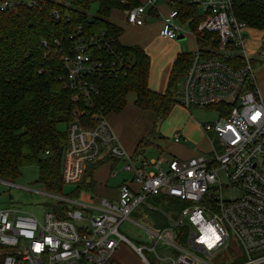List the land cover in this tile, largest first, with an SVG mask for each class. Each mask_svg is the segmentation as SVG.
I'll list each match as a JSON object with an SVG mask.
<instances>
[{"label": "built area", "instance_id": "1", "mask_svg": "<svg viewBox=\"0 0 264 264\" xmlns=\"http://www.w3.org/2000/svg\"><path fill=\"white\" fill-rule=\"evenodd\" d=\"M131 1L120 0L126 6L120 10L126 24L141 27L156 16L161 39H194L195 49L174 96L187 111L195 107L215 113V121L200 124L204 134L213 135L210 149L191 158L165 161L163 170L162 160L149 163L140 159L141 154L130 156L101 111L93 113L91 126H82L83 112L75 111L66 130L63 185H79L87 166L103 153L122 161L131 181L119 186L113 201H97L89 195L91 206L56 197L68 204L64 219L51 210L44 211L43 220L38 221L30 214L0 209L1 264H112V254L123 244L132 247L144 264H149L147 254L157 264H264V97L243 48L244 32L250 28L235 15L239 0ZM37 4L38 0H3L0 13ZM179 5L186 8L180 11ZM52 16L58 19L55 10ZM43 46L47 57L50 50L45 42ZM119 46L101 33L88 43L81 38L74 41L69 54L62 55L65 81L74 91L73 104L97 95L87 78L125 75L130 66ZM181 141L186 142L178 134L173 137V142ZM223 189L237 195L225 200ZM147 199L187 206L172 217L146 204ZM141 205L162 214L166 223L140 226L148 240L134 246L119 228Z\"/></svg>", "mask_w": 264, "mask_h": 264}, {"label": "trees", "instance_id": "2", "mask_svg": "<svg viewBox=\"0 0 264 264\" xmlns=\"http://www.w3.org/2000/svg\"><path fill=\"white\" fill-rule=\"evenodd\" d=\"M93 5L97 9L91 14ZM125 8L120 0H62L59 4L38 0L34 7L20 6L13 12L0 13V181L13 183L21 169L35 166L39 170V183L51 194L63 196L61 171L67 140L66 131L61 134L57 126L64 124L67 130L75 111L83 112L82 126H91V116L96 110L104 115L118 114L125 107V96L132 92L136 96L135 106L154 115L148 134L151 137L159 121L178 103L174 90L190 63V54H180L175 59L167 87L159 94L147 88L149 59L138 46L118 48L130 66L125 75L87 78L98 90L97 95L80 99L76 104L71 102L74 91L65 81L67 68L62 55L69 54L74 41L81 38L88 43L101 33L117 45L122 30L108 19L113 11ZM185 8L179 5L180 11ZM54 10L57 20L52 16ZM235 15L249 28L264 31V0H239ZM43 42L50 50L47 57ZM148 142L144 139L138 147ZM109 161L114 162L108 157L89 164L81 184L65 197L71 199L88 189L91 192L94 171ZM67 208L68 204L60 201L50 207L60 219L65 218L63 212Z\"/></svg>", "mask_w": 264, "mask_h": 264}, {"label": "rangeland", "instance_id": "3", "mask_svg": "<svg viewBox=\"0 0 264 264\" xmlns=\"http://www.w3.org/2000/svg\"><path fill=\"white\" fill-rule=\"evenodd\" d=\"M96 9V5H93L91 14H94ZM184 31L189 33L187 28H184ZM244 35L243 48L246 51V55L250 58V60H252V67L255 73L257 86L264 96V93L262 92V90H264V49L261 46L263 44L262 40H264V32L255 33L252 31H245ZM175 44L177 47L173 50L177 51L181 55L190 54L195 49V42L191 37L177 41ZM151 50H153L155 56H163L167 48L160 44H154L151 46ZM257 53H260L261 55H258ZM189 112L190 115H192L194 122H197L198 124H204L216 120L215 113L209 110L192 107ZM173 115L174 116L170 117L166 123L164 122V125L162 123L167 119V117L160 120L151 137L147 138L149 142L146 145H143V156L147 159V161L158 158H163L166 161H170L173 158L185 159L190 155V153H196V155H199L209 151V140H213V135L211 133L204 134L203 132H198L192 139L186 140L185 143L181 141L180 144H175L176 146L170 150L166 149L165 147L169 146L173 142L175 133H178V131H174L178 117L175 114ZM154 120L155 119H153V122ZM57 129L61 134H64L66 126L64 124H60L57 126ZM159 131L162 139L159 138ZM184 139L185 137H182V140ZM190 144H192L193 147H189ZM163 165L164 167H162V169L166 170V165ZM147 170H153V167H149ZM104 171V169H99L94 173L92 179L93 191H98V185L101 184L102 181L97 180L103 176ZM38 176V168L31 166L21 169L19 178L11 183L12 185L4 184L0 181V209H13L21 213L30 214L38 221H42L43 212H49L51 210L50 207L55 204L56 197L58 196L48 192L43 185L39 183ZM124 177V174H119L117 178L110 179V181L107 182V188L116 190ZM74 190V187L66 185L63 187L62 194L63 196H70ZM90 190L91 189L81 192L78 195L73 196L71 199H73V201L91 206L92 203L89 198ZM111 194L114 196L116 192L113 191ZM239 194L240 193L238 192V195ZM222 195L225 200H228L237 195V192L230 193L223 189ZM151 203L154 207L162 210L172 217H176L180 211L187 206V203L184 202L174 205L167 201L165 203H154L151 199L146 200V204ZM136 212H140L142 214L148 213L151 217V222H154L156 225H163L166 223L162 214L152 212L146 209L144 205L139 206L135 210V213ZM173 213H175V215H173ZM119 232L122 236L126 237L129 241L134 242L135 244L137 242H145L148 240L140 227L132 225L129 222L123 223L119 228ZM152 264H156V262L152 261Z\"/></svg>", "mask_w": 264, "mask_h": 264}, {"label": "crops", "instance_id": "4", "mask_svg": "<svg viewBox=\"0 0 264 264\" xmlns=\"http://www.w3.org/2000/svg\"><path fill=\"white\" fill-rule=\"evenodd\" d=\"M159 9L162 13H165L163 8H159ZM108 22L111 23L113 26L117 27L118 29L122 30V34L117 39L121 47L138 46L143 50V52L149 59L147 88L151 92L163 94L167 87L173 62L180 55V53L173 50L174 48L176 49L177 47V45L175 44V42L177 41L164 40L158 36V31L160 28V19L156 16L149 18L144 26L134 27L125 23L124 14L122 11L115 10L111 14V17L108 19ZM249 31L260 33L259 31L251 28ZM154 44H160L165 48H167L163 56L154 55L155 53L153 52V50H151V46ZM262 92L264 93V90H262ZM135 101H136L135 94L132 92L127 93V95L125 96L126 104L124 109L118 114L109 113L105 115V119L108 125L110 126V128L115 133L116 138L120 143L121 147L130 156L133 157L137 150L140 151V154L142 155L140 159L147 161V159L144 158L143 156L144 155V151L142 150L143 146L138 147V145L142 140L148 138L149 136L148 134L152 126L151 124L153 123L154 115L148 111H140L135 106ZM173 114L177 115L178 117L177 118L178 121L176 122V128L174 129V131H178V133H175V135L178 134L181 138L185 137V140H188V139H192L194 135H196L198 132H202L200 128V124H198L197 122L195 123L192 118V115H190V112L185 110L178 103L172 107L169 115L167 116V119L163 121L162 124L164 125V122L166 123V121L170 117L174 116ZM159 138L162 139V137L160 136V131H159ZM175 144H180V143L172 142L169 146L165 148L170 150L174 146H176ZM103 154L104 155L101 157V159H108L105 153ZM193 156H196V153H190V155L187 158H191ZM156 160H162L163 164H165L166 161L163 158H158V159H152L147 162L150 163ZM163 164L162 167H164ZM122 168H123L122 161H114V162L109 161L97 167L94 173L99 169L105 170L103 176L98 178L97 180L102 182L101 184L98 185L99 188L98 191L92 190L89 195H92L97 201H99L100 199H107V200L116 199L119 186L123 183H128L129 181H131V174L123 171ZM119 174H124L125 177L121 180V183L119 184L117 189L116 190L108 189L106 186L107 182L110 181V179L117 178ZM79 185L72 187L76 188ZM113 191L116 192L114 196L111 194ZM131 216L133 217V219ZM131 216L129 221L130 224L136 225L137 227H140L141 225L144 228H151L152 222H151V217L148 213L142 214L140 212H136L133 213ZM142 227L140 228L143 231ZM131 243L134 246L137 245L141 246V244L146 243V241L137 242L136 244L134 242ZM0 255H1V251H0ZM111 258H112V264H144L143 261L140 259V257L132 249V247L125 244L121 245L120 248L112 254ZM146 259L149 262V264H152V261H154L151 254H147ZM0 264H1V260H0Z\"/></svg>", "mask_w": 264, "mask_h": 264}, {"label": "water", "instance_id": "5", "mask_svg": "<svg viewBox=\"0 0 264 264\" xmlns=\"http://www.w3.org/2000/svg\"><path fill=\"white\" fill-rule=\"evenodd\" d=\"M184 38L182 36L178 37L175 41H180L183 40ZM190 147H192V145H190ZM2 183L4 184H9L8 182L2 181Z\"/></svg>", "mask_w": 264, "mask_h": 264}, {"label": "snow or ice", "instance_id": "6", "mask_svg": "<svg viewBox=\"0 0 264 264\" xmlns=\"http://www.w3.org/2000/svg\"><path fill=\"white\" fill-rule=\"evenodd\" d=\"M260 114L257 113L256 116L253 117V119H256Z\"/></svg>", "mask_w": 264, "mask_h": 264}, {"label": "clouds", "instance_id": "7", "mask_svg": "<svg viewBox=\"0 0 264 264\" xmlns=\"http://www.w3.org/2000/svg\"><path fill=\"white\" fill-rule=\"evenodd\" d=\"M209 231H211V230H209Z\"/></svg>", "mask_w": 264, "mask_h": 264}]
</instances>
